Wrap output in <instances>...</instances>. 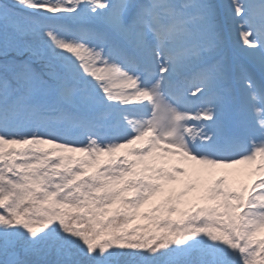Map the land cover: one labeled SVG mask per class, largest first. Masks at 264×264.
Segmentation results:
<instances>
[{"label": "snow or ice", "instance_id": "1", "mask_svg": "<svg viewBox=\"0 0 264 264\" xmlns=\"http://www.w3.org/2000/svg\"><path fill=\"white\" fill-rule=\"evenodd\" d=\"M0 264H264V0H0Z\"/></svg>", "mask_w": 264, "mask_h": 264}, {"label": "rangeland", "instance_id": "2", "mask_svg": "<svg viewBox=\"0 0 264 264\" xmlns=\"http://www.w3.org/2000/svg\"><path fill=\"white\" fill-rule=\"evenodd\" d=\"M217 2L225 3V2H227V0H217ZM235 36H236V39H238V40L241 41V43H240V47H241V49H243L245 46L243 45L242 40H241L240 37H239V32H238L237 30L235 31ZM241 178H242V179H247V177H241ZM173 187H175V185H174ZM164 196H165L164 193L161 194V195H159V196L156 198V202H157V203L161 202V201L163 200ZM174 218H176L175 215H174ZM141 222H143V221H141Z\"/></svg>", "mask_w": 264, "mask_h": 264}, {"label": "bare ground", "instance_id": "3", "mask_svg": "<svg viewBox=\"0 0 264 264\" xmlns=\"http://www.w3.org/2000/svg\"><path fill=\"white\" fill-rule=\"evenodd\" d=\"M175 160H169L167 162V164H165V166H171V163H174ZM193 166V163L190 165V167ZM245 166L244 165H238V166H235L236 169H243ZM211 177H209L208 179H210ZM174 186V185H173ZM175 187L177 188V190H179L180 188V185H175ZM164 195H167V192L164 193ZM175 215V214H174Z\"/></svg>", "mask_w": 264, "mask_h": 264}]
</instances>
